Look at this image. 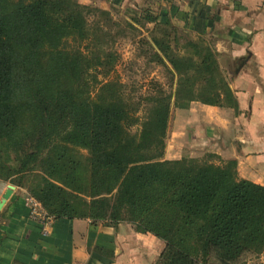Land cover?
Returning a JSON list of instances; mask_svg holds the SVG:
<instances>
[{
    "label": "trees",
    "instance_id": "16d2710c",
    "mask_svg": "<svg viewBox=\"0 0 264 264\" xmlns=\"http://www.w3.org/2000/svg\"><path fill=\"white\" fill-rule=\"evenodd\" d=\"M86 10L72 0H0V178L23 187L31 175L30 194L55 218L124 220L152 233L165 243L155 264L259 256L264 186L239 178L234 160L163 156L172 106L233 104L215 52L188 39L178 57L154 38L173 91L158 86L133 102L110 80L93 99L82 91L84 57L66 43L88 38Z\"/></svg>",
    "mask_w": 264,
    "mask_h": 264
},
{
    "label": "crops",
    "instance_id": "0c3cea01",
    "mask_svg": "<svg viewBox=\"0 0 264 264\" xmlns=\"http://www.w3.org/2000/svg\"><path fill=\"white\" fill-rule=\"evenodd\" d=\"M122 2L151 3L210 46L234 98L233 104L194 100L173 107L166 158L183 156L177 142L203 143L216 158L234 160L239 178L264 186V0ZM101 4L109 6L106 0ZM9 186L12 192L0 204V264H155L164 249L163 240L124 220L53 217L44 234L29 215L24 187L0 178V201Z\"/></svg>",
    "mask_w": 264,
    "mask_h": 264
},
{
    "label": "rangeland",
    "instance_id": "374dc122",
    "mask_svg": "<svg viewBox=\"0 0 264 264\" xmlns=\"http://www.w3.org/2000/svg\"><path fill=\"white\" fill-rule=\"evenodd\" d=\"M106 1L109 4L108 7L101 4L102 0H72L89 8L88 11L83 12L88 28V38L78 41L76 40L78 38L75 39L76 36L66 37L68 50L80 52L84 57L85 73L81 81L83 94H89L95 99L99 86L110 80H116L122 85L123 93L133 102L139 101L148 94L155 95L158 86L166 92L173 91L176 76L172 77L170 73L172 67L153 39L167 40L171 49L169 53L178 57L184 56L187 51L184 47L186 40L199 41L192 39L179 26L169 22L164 14L153 8L151 3L141 6L140 3L124 5L122 0ZM148 15L154 17V21H148L146 19ZM157 53L162 60L156 56ZM96 57H99L101 61L104 60L105 63L94 65ZM107 61L108 64H106ZM137 114L142 115V110H139ZM171 118L170 115L163 155L165 159H167L165 150ZM137 129L139 124L132 126L129 130L133 133ZM177 143L185 149L181 158L210 159L213 162H219L214 154L204 149L203 143H182V141ZM79 151L86 155V150L79 149ZM209 155L215 158L211 159ZM10 157H14V154ZM12 163L14 162L10 161V164ZM31 178L32 176L28 175L23 180V187L29 196H32L29 192L32 186ZM263 256L264 251L257 257L248 254L234 264H262Z\"/></svg>",
    "mask_w": 264,
    "mask_h": 264
},
{
    "label": "built area",
    "instance_id": "2783aa9c",
    "mask_svg": "<svg viewBox=\"0 0 264 264\" xmlns=\"http://www.w3.org/2000/svg\"><path fill=\"white\" fill-rule=\"evenodd\" d=\"M26 202L29 209V215L33 219H37L42 226V232L46 234L48 228L53 222V216L49 215L42 207L41 203L34 197L27 195Z\"/></svg>",
    "mask_w": 264,
    "mask_h": 264
},
{
    "label": "water",
    "instance_id": "95a60500",
    "mask_svg": "<svg viewBox=\"0 0 264 264\" xmlns=\"http://www.w3.org/2000/svg\"><path fill=\"white\" fill-rule=\"evenodd\" d=\"M12 189H13V186H9V187L7 188V190L5 191V193H4L3 196H2V200L0 201V204H2V203L5 201V199H7V198L9 197V195H10L11 192H12Z\"/></svg>",
    "mask_w": 264,
    "mask_h": 264
}]
</instances>
